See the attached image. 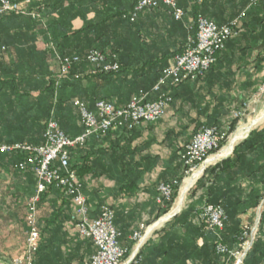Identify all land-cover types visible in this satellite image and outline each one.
I'll return each mask as SVG.
<instances>
[{
	"label": "crops",
	"instance_id": "1",
	"mask_svg": "<svg viewBox=\"0 0 264 264\" xmlns=\"http://www.w3.org/2000/svg\"><path fill=\"white\" fill-rule=\"evenodd\" d=\"M31 1L34 4L38 0ZM244 1L246 0H177L179 7L186 13L182 20L184 26L190 24V20L194 18V12L197 11H201L204 17L215 24L225 25L238 15ZM69 2H71L70 6ZM115 2L116 0H69L64 2L61 8L64 13L68 6V12L73 13L69 21L68 35L74 34L75 38L80 35L66 44L64 50L75 55H83L88 49L96 47L98 43L101 45L102 40L110 44L109 46L120 41L119 56L126 67L123 75L118 78L87 79L77 85L63 87L60 94L64 99L81 96L85 99L82 101L93 104L95 99L101 98L117 106H124L129 97L138 89L150 91L154 81L150 73H153L156 68L161 69L164 63L166 66L168 61L174 57V53L181 49L184 38L179 33L180 28L172 27L176 23L167 15L163 6L155 11L141 13L134 25H122L119 22L115 24L114 21L103 22V17L106 18L108 14L113 13L116 7ZM260 3L255 7L249 5L245 7V14L250 15L247 30L251 38V52L238 60H232L231 63L226 60L219 67L220 73L227 74L231 83L230 95H242L243 92L250 95V99L244 105L246 107L252 99L253 103L255 102L254 99L259 96V91L264 86V51L253 52V10L257 9ZM51 16L58 19L59 13L53 12ZM65 17H67L66 13ZM43 19L44 24H47L44 16ZM244 19L247 18L242 19L241 26ZM42 26L41 22L26 17L0 18V145L19 142L39 145L42 142L43 124L49 116L50 77L53 74V61L56 54L50 47L53 33L48 27L46 29V25L45 28ZM109 46L104 50H108ZM81 69L84 70V67ZM245 83H250V85L243 89ZM60 107L64 108L59 111L58 118H56L60 128L69 137L80 135L82 128L74 108L71 106L66 109L67 107H63L62 104ZM169 109L172 110L171 114L174 118L163 129L155 127L162 122L161 120L154 124L140 125L129 133L113 132L102 140L89 139L84 153L75 151L72 153L76 162L81 161L77 159L78 157L88 153L96 164H102V171L92 168L82 177L79 176L83 185V194L87 200L90 218L94 219L98 216L103 204L111 205L115 211L114 225L120 235L119 244L126 250L130 247L127 250L130 252L126 258L127 261L130 260L132 253L131 234L139 224H146L145 218L152 219L154 207H159L155 198L157 188L161 183L160 178H171L176 174L178 159L172 160L169 157V148L160 149V146L156 145L162 142L163 130L172 129L174 135L177 136L181 128L189 124L187 129L190 131L191 139L196 123L203 121V118L196 116L195 111L189 110L186 103L185 105L183 102L177 103L174 108L169 107ZM262 127L263 125L259 129ZM133 132L135 134L127 142L126 157H133L131 160L138 164L137 170L141 182L138 184L137 191L125 195L116 191L114 181L105 172L111 165L108 157H112L107 149L117 142L121 146L125 145L124 141ZM175 137H173V146L182 145L180 142L182 136L179 135L177 140ZM21 159L22 157H18L17 154L0 155V258L7 254L6 250L12 248L14 252L15 245L22 237L24 238L26 202L35 191L33 174L29 171L20 172L14 168ZM74 161L72 160V164ZM110 175L115 176L113 172ZM156 179L160 182L154 187L151 181ZM178 210L179 208L173 210L171 215ZM250 210L241 207L238 215L240 222L246 219L245 217L249 214L246 212ZM71 212V205L57 190L48 189L42 195L39 203V219L44 231L55 225L51 222L46 224L47 221H52L53 217L59 219ZM226 216L225 224L229 221L227 214ZM162 222L163 220L159 223ZM153 234L149 235L144 246L150 241H155L159 236V233ZM72 236L81 244L85 242V246L88 245L86 239L80 238L78 234ZM258 237L264 239V222L262 225L260 222ZM75 240L72 239V241ZM197 244L201 246L202 240L198 239ZM94 251V246L85 249L84 263L90 259ZM260 264H264V256Z\"/></svg>",
	"mask_w": 264,
	"mask_h": 264
},
{
	"label": "trees",
	"instance_id": "2",
	"mask_svg": "<svg viewBox=\"0 0 264 264\" xmlns=\"http://www.w3.org/2000/svg\"><path fill=\"white\" fill-rule=\"evenodd\" d=\"M65 1L68 2L69 0H38L34 4L32 3L33 5L31 4L30 7L31 10L40 12L41 16H44L47 19V24H44L42 27L45 28L46 25V29L48 27V29L52 31L53 42L51 41L50 44L53 46V49L59 57H78L81 59V62L72 66L69 74L66 78L58 82L57 86H55L57 82L55 73L50 77L51 101L49 112L52 110L51 108L54 107L55 109L53 110H55V113H59L60 110L64 109L60 107L61 104L68 109L72 106L70 104L71 100L75 98H78L81 101L85 100L81 96H71L64 99L60 94L63 87L77 85L87 79L103 80L111 77L118 78L121 77L126 70V67L122 63V59L119 56L121 49L120 41L118 43H112V45L109 46L110 44L105 40H102L101 45L98 43L96 47L88 49L83 55H75L64 50L66 44L80 37V35L76 38V35L74 34L68 35L69 21L73 17V13L68 12V7L71 3L69 2L68 9L66 8L65 10L67 17H65V13L61 9ZM251 1L252 0H246L241 4L240 11L236 17L244 13V17L247 19L243 20L239 34L227 41L224 50H222L217 56V62L206 71L203 76L169 90L172 102L170 107L174 108L177 103L183 102L184 105L186 103V106L190 111H195L197 117L203 118L202 122L196 123L193 134L203 128H216L219 132L226 131L228 134L231 133L238 122L237 119H233V113L242 110L245 103L250 99V95H246L245 92H243L242 95H230L229 91L232 87L231 83L229 82L227 74L220 73L219 67L220 64L226 60H229L231 63L232 60H238L242 56L251 52V38L249 30H247L248 17L250 15L245 14V7H247ZM115 5L116 7L113 13L111 15L108 14L106 18L103 17V22L114 21L115 24L119 22L122 25H134L136 23L141 13L134 19V21H130V14L133 9L134 0H116ZM41 6H43L42 11L40 10ZM258 8V10H253V52L257 51L259 53L264 51V1L260 3ZM155 10L156 9H149L142 13ZM53 12L59 13L58 19L51 16ZM197 14L204 17L201 11L194 12L193 17ZM174 23H176V25H172V27L177 26L180 28L179 33L183 36L184 43L181 49L176 51L173 56L183 51L188 36L194 33L193 30L189 29V24L188 26H184L182 21H175ZM108 46V50H104V48ZM92 50H96L105 55L108 63L116 62L119 66L118 71L114 73H93L95 68L88 62L84 61L86 55ZM82 67H84V70L81 69ZM165 67L164 63L161 69L156 68L153 73H150L154 77L150 89L156 85L161 76V72ZM132 77H134V74H132ZM249 85L250 83H245L243 89H246ZM139 90L141 89H138L129 97L127 104ZM95 100L107 101L101 98ZM107 102L111 103L110 101ZM127 104L124 106L113 105L118 108H123ZM188 127L189 124L186 125L183 130H187ZM44 129L45 124H43V133ZM62 131L64 132V130ZM135 132L130 136L126 135L128 136V139L124 141L125 145L121 146L120 143L117 142L110 145L107 149V152L112 157H108L111 165L105 172H107L108 177L114 181V188L116 191L125 195L137 191L138 184L141 182L140 174L137 170L138 164L131 160L133 157H126L128 152L127 142H129ZM43 133L42 142L39 145L43 143ZM179 133H181V131L178 132V135L176 136L174 135V131L170 129L167 131L161 142L165 147L170 149L169 157H171L172 160L178 159L176 166L178 174H175L174 177L170 179L165 177L160 178L161 183H171L172 181H176L177 184L172 187L171 201L163 208L159 205V207H154V217L151 221L146 222L145 225L147 226L158 220L170 210L171 205L177 197L180 184L185 177L181 162V155L183 153L182 147L173 146V137L176 136V140L177 138L179 139ZM224 143L225 141H222L220 147H222ZM86 147L87 143L83 147L73 151L84 153L87 149ZM73 151L70 153L69 162L71 169L76 172L77 176L82 177L84 173L92 168L101 171L103 170L102 164H96L88 153L83 156L79 155L81 157H78L77 159L81 161L76 162V159L72 154ZM72 160L74 161L73 164ZM112 172L115 174L113 177L110 175ZM194 191L201 192V195L199 196L200 204L190 205L186 202L184 209L168 223L167 227H164L160 231L156 240L148 242L140 250L137 258L132 264H225V259L216 254L217 245L220 243L224 244L231 250L237 248L241 232V222L238 219L241 207L251 210L254 209L259 199L264 195V125L261 129L252 131L244 141L239 143L228 159L221 161L207 170L196 182ZM199 205H201L200 208L204 205H219L228 215L229 221L225 224L223 230L218 235L208 230L199 220ZM108 207L113 211L115 223V211L112 209L111 205ZM56 218L57 217H53L52 221L46 222V224L51 222L53 223L52 225H55L51 227V229L43 232L42 242L35 253L33 264H86L90 259L84 263L85 249L93 246V243L91 240L86 239L88 245L85 246V242H82V244H84V246H82V244L78 240H75L76 238L69 233L67 226L69 223L70 226L72 224L70 220L71 213L63 215L59 219ZM260 222L261 225L264 222V213L261 216ZM58 236H61V238H58ZM72 239L75 241H72ZM198 239L202 240L201 246H198L197 244ZM129 249L130 247L127 248V250ZM94 253L95 251L93 254ZM263 256L264 239L263 237L257 236L251 251L243 261V264H260Z\"/></svg>",
	"mask_w": 264,
	"mask_h": 264
},
{
	"label": "built area",
	"instance_id": "3",
	"mask_svg": "<svg viewBox=\"0 0 264 264\" xmlns=\"http://www.w3.org/2000/svg\"><path fill=\"white\" fill-rule=\"evenodd\" d=\"M264 0H252L249 6H256ZM32 1L0 0V18L29 17L42 21L40 12L31 10ZM163 6L166 13L174 21L180 22L185 17V11L179 7L177 0H134L130 21L143 11L157 9ZM40 10H43L41 6ZM244 13L235 17L229 23L218 26L200 14L190 20L189 29L194 33L189 35L183 51L172 57L156 85L150 91L139 90L123 107L96 100L93 104L74 99L75 109L82 133L76 137L67 136L51 116L45 124L43 143L33 146L28 143L1 144L0 155L19 154L22 159L15 165L20 172H31L35 179L34 194L26 202L25 214V247L21 255L4 264H32L38 250L39 232L37 218L39 203L43 194L50 188L62 192L72 207L71 223L78 236L89 239L93 243L95 253L86 264H132L146 243L154 226L139 224L131 234L133 242L130 260L126 258L130 252L119 244V233L114 226V215L110 207L100 208L96 218H90L89 207L83 194V185L76 172L70 166L71 151L83 147L91 138L100 140L107 135L123 131L129 133L144 124H154L163 120L171 103L169 90L188 81H194L203 76L217 61L218 54L224 50L228 40L236 37L241 29ZM43 22V21H42ZM59 64L58 82L66 78L73 65L81 62L78 57L61 58L55 55ZM84 61L91 64L93 73H114L118 71L116 62L108 63L107 57L96 50L90 51ZM264 91V90H263ZM246 106L234 112L233 119L241 120L245 115ZM227 138L226 132L216 128H203L197 131L181 155L185 176L193 173L210 154L220 149V144ZM193 175V174H192ZM177 184L161 183L157 188L156 204L164 207L171 201L172 187ZM264 213V195L259 199L255 209V219L252 225L242 224L238 246L231 250L224 244H218L216 254L225 259V264H242L251 251L258 236L261 215ZM199 220L206 228L219 234L227 220V216L219 205H204L198 214Z\"/></svg>",
	"mask_w": 264,
	"mask_h": 264
},
{
	"label": "rangeland",
	"instance_id": "4",
	"mask_svg": "<svg viewBox=\"0 0 264 264\" xmlns=\"http://www.w3.org/2000/svg\"><path fill=\"white\" fill-rule=\"evenodd\" d=\"M255 7V6H254ZM33 21H35V20H33ZM43 21V22H42ZM42 21H36V22H41L43 25H44V23H45V20L43 19V17H42ZM50 45V44H49ZM50 47H51V49L55 52V50L53 49V46L52 45H50ZM56 53V52H55ZM55 55H58L57 53L55 54ZM58 57H59V55H58ZM59 64H58V62L56 61V58H54V61H53V68H52V70H53V74L55 73V77H58V73H59ZM262 86V85H261ZM264 86L262 87V89H261V91H259V96L256 98V99H254L255 100V102L253 103V99L248 103V105H247V107H246V112H245V115L243 116V118L241 119V120H238V122H237V124H236V126H235V129L231 132V133H227L226 131V134H227V138H226V140H225V143L222 145V147H220V149H218L217 151H214V152H212L211 154H210V156L206 159V160H204L197 168H196V170H195V172L197 171V170H199V169H201V168H203V170H202V173H201V175L196 179V181L194 182V184L192 185V187L186 192V194L184 195V197H183V200H182V204H181V207L179 208V210L175 213V214H173V215H171V213H172V211L173 210H175L176 209V205H177V201H178V198H179V192H180V189H181V187L183 186V183H184V180L185 179H187V178H189V177H191L192 176V174L194 173V171H193V173H191V174H189L188 176H185L184 178H183V180H182V182H181V184H180V188H179V190H178V194H177V197H176V199L174 200V202H173V204L171 205V207H170V210L165 214V215H163L162 217H160L158 220H156V221H154L153 223H151L149 226H155V227H153V231H152V233L150 234V235H152L153 234V232H154V234L153 235H156V234H158V233H160V231L162 230V228L165 226V225H168V223L176 216V215H178L183 209H184V207H185V204H186V202H188L190 205H198V204H200L199 202V196L201 195V192L199 191H194V187H195V185H196V182L205 174V172L207 171V170H209L210 168H212V167H214L216 164H218V163H220L221 161H223V160H226V159H228L230 156H231V154H232V152H233V150H234V148L239 144V143H241L242 141H244L247 137H248V135L252 132V131H254V130H257V129H259L262 125H264V121H262L259 125H257V126H255L254 127V129H253V127H251V129L248 131V133L242 138V139H239L238 141H236L235 142V144H234V146H233V149H232V151L230 152V154H228L227 156H225V157H220V158H217L216 160H212L213 158H215L217 155H219L222 151H223V149H225L226 148V146L228 147V145H229V143H230V139L231 138H233L234 136H235V134H237L238 133V131L240 130V129H242L243 127H245V126H247L249 123H251L254 119H256L259 115H260V113L264 110ZM74 100V99H73ZM73 100H71V105H72V101ZM172 104V102L170 103V105ZM73 107V106H72ZM170 107V106H169ZM52 110L49 112V116H48V118L44 121L45 123L44 124H46V122L49 120V118L51 117V116H53L54 118H55V120H56V122H57V119L56 118H58V112L57 113H55V110H53V109H55L54 107H52L51 108ZM75 110V109H74ZM171 109H169L168 110V113H167V116L162 120V122H160V123H158L157 125H155V127L156 128H159V127H162V129L163 128H165V127H167V125H169L171 122H172V119L174 118L173 117V115L171 114ZM56 116V117H55ZM57 124H58V122H57ZM59 126V125H58ZM183 128L184 127H182L181 129V133H179V135L180 136H182V138H180V142H182V145H176L177 147L179 146V147H182V150H184V147H185V145L188 143V141L190 140V135H189V130L187 129V130H183ZM168 131V130H167ZM167 131H166V129L165 130H163V135H162V137L164 138V136H165V134L167 133ZM109 135H111V134H109ZM109 135H107V136H109ZM188 135V136H187ZM106 136V137H107ZM105 138V137H104ZM104 138H102V139H104ZM102 139H100V140H102ZM20 143H28V142H19V144ZM14 144H17V143H14ZM28 144H30V143H28ZM11 145V144H10ZM30 145H32V144H30ZM156 145H157V147L158 146H160V149H164V148H166L162 143H160V144H158V143H156ZM33 146H36V145H33ZM158 152H159V150H157ZM180 152V151H179ZM160 153V152H159ZM11 155V154H10ZM12 155H16L15 153L14 154H12ZM17 155H19V154H17ZM162 157H165L164 155H161ZM19 157H20V155H19ZM22 157V156H21ZM210 160V163L208 162ZM213 162H212V161ZM212 162V163H211ZM175 173V172H174ZM176 174H178L177 173V168H176ZM174 177V176H173ZM173 177H171V178H173ZM78 178L80 179V177L78 176ZM170 179V178H169ZM81 181V180H80ZM158 182H160V180L158 181L157 179L156 180H152L151 181V183H153V186L154 187H156V184L158 183ZM82 183V182H81ZM64 198H65V196L63 195V193L62 192H59ZM66 199V198H65ZM67 201H68V199H67ZM104 205H106V206H109L108 204H103V205H101V207L102 206H104ZM200 206L201 205H199L198 207L200 208ZM258 206V203H257V205L255 206V208L254 209H252V210H250V211H247L246 213H249L248 214V216L247 217H245L246 219L244 220L243 219V221H241V226H242V224H244V223H246V225L248 224V225H252L253 224V221H254V219H255V209H256V207ZM25 214H26V211H25ZM262 216V215H261ZM168 218L166 221H163L162 223H159L161 220H163L164 218ZM148 221H151V219H147V218H145L144 219V222L146 223V222H148ZM260 222V221H259ZM24 223H25V217H24ZM157 224V225H156ZM37 226H38V232H39V245H38V248H39V246H40V244H41V242H42V234H43V232H44V230H43V225L40 223V219H39V213H38V218H37ZM72 226V227H71ZM71 226H70V223H69V225L67 226L68 227V229H69V233L71 234V235H77V233H76V231H75V229H74V226L71 224ZM259 228H260V225H259ZM25 230H26V225H25ZM258 233H259V231H258ZM24 247H25V234H24V238L22 237V239H20V241L18 242V244H16L15 245V248H16V250H14V252H13V250H12V248L11 249H9V250H6V252H7V254L6 255H4V256H2V258H0V262L2 263V264H4V263H7V262H9L11 259H13V258H15V257H18L19 255H21V253L23 252V250H24ZM6 249H8V248H6ZM5 251V250H4ZM16 254V255H15ZM35 256V255H34ZM245 260V259H244ZM33 261H34V259H33ZM243 262V261H242ZM33 264V263H32ZM243 264V263H242Z\"/></svg>",
	"mask_w": 264,
	"mask_h": 264
},
{
	"label": "bare ground",
	"instance_id": "5",
	"mask_svg": "<svg viewBox=\"0 0 264 264\" xmlns=\"http://www.w3.org/2000/svg\"><path fill=\"white\" fill-rule=\"evenodd\" d=\"M262 121H264V110L251 123H249L247 126H245L242 129H240L238 131V133L235 134V136L230 139V143H229L228 147L226 146V148L223 149V151L219 155H217L215 158H213L212 160L214 161L217 158L225 157L228 154H230V152L233 149V146H234L235 142L238 141L239 139H242L248 133V131L251 129V127H253V129H254V127L257 126V125H259ZM208 162L210 163V160ZM202 170H203V168L197 170L196 172L194 171V173H193V175L191 177H189V178H187V179L184 180L183 186L181 187L180 192H179V198H178V201H177L176 209L181 207V204H182V200H183L184 195L192 187V185L194 184V182L196 181V179L201 175ZM166 219L164 218L163 221L166 220Z\"/></svg>",
	"mask_w": 264,
	"mask_h": 264
}]
</instances>
